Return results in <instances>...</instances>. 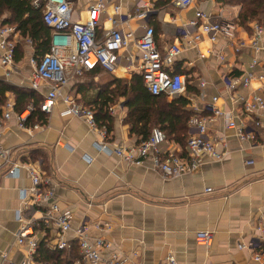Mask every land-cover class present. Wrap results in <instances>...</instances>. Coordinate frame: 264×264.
Segmentation results:
<instances>
[{"label":"crops","instance_id":"obj_1","mask_svg":"<svg viewBox=\"0 0 264 264\" xmlns=\"http://www.w3.org/2000/svg\"><path fill=\"white\" fill-rule=\"evenodd\" d=\"M99 1L105 4V10L99 15L96 40L102 41L115 27L139 38L148 26L154 30L159 50L179 44L182 50L171 71L186 79V89L189 87L191 93L185 91L181 96L190 102L188 109L196 117H204L211 115L213 105L223 114H230L237 123H246L245 132L253 133L256 142L239 140L235 130L225 127L224 117H214L208 123L207 135L219 140L218 150L223 159L205 162L193 174L164 180L152 169L150 159L131 166L114 154L97 151L96 135L82 120L61 116L63 107L59 106L48 114L41 129L30 133L17 127L15 114L8 121H0V147L10 151V162H38L54 185L52 202L71 213V226L84 224L90 237L102 238L128 257L127 264H163L168 254L174 257L175 264H264V231L259 230L264 219V130H256L252 125L257 118L264 120V113L258 117L242 114L225 91L230 79L241 77L253 58L258 61L255 72L264 74V51L254 54L243 50L236 55L229 40L218 35L211 42L201 34L195 46L183 36L185 32L195 33L184 27L195 10L232 22L237 27V37L244 40L249 38L251 26L256 22L240 26L241 6L230 0H195L188 9L173 0H117L121 8L118 14H114L110 0H75L72 7L75 21H86L88 7ZM138 3L148 9L146 18L136 17ZM197 33L200 34L199 29ZM19 46L23 48V58L14 62L8 76L6 68L0 65V81L30 90V75L25 70L21 72L23 67L19 66L26 64L33 52L23 43ZM130 58L133 62L139 58L133 43L120 50L113 73L102 71L74 79L63 93L93 107L107 81L130 80L139 75L137 66L134 68L133 62L128 61ZM260 88L254 82L248 89L238 87L236 92L245 98L264 95ZM7 97L13 100L12 96ZM215 97L217 102L213 103ZM109 112L112 124L107 129V142L112 147L135 145V138L129 136L128 126L123 123L127 113L124 99L109 105ZM188 125L191 128V123ZM179 147L178 143L168 142L162 150ZM32 153L42 160L32 159ZM248 161L252 163L245 166ZM8 170L9 165L0 159V264H18L25 260L27 247L15 242L18 228L15 213L21 209V193H30L32 185L25 169H20L16 177L7 176ZM207 189L211 192H206ZM94 225L106 229L99 232ZM200 231L213 234L209 247L196 243L194 236ZM37 238L38 245L44 241L40 234ZM47 238H53V232ZM71 238L67 235V239ZM239 245L243 248L239 249ZM112 251L113 248L103 250L101 256L107 258ZM255 255H260L263 261H254ZM74 264L87 263L81 262L79 256Z\"/></svg>","mask_w":264,"mask_h":264},{"label":"built area","instance_id":"obj_2","mask_svg":"<svg viewBox=\"0 0 264 264\" xmlns=\"http://www.w3.org/2000/svg\"><path fill=\"white\" fill-rule=\"evenodd\" d=\"M30 5L41 12L45 26L50 30L49 52L43 56H34L33 46L29 39L22 38L20 32L13 26L5 25L0 20V65L6 68L5 76H8L14 68L15 53L18 46L23 43L28 46L33 55L29 59L32 73L29 78V89L39 94L43 101L40 105L42 113L48 116L54 107H63L61 116H71L82 120L88 129L97 137L94 147L97 151L108 155L114 154L127 165L138 166L150 159L152 169L164 180L193 174L205 162H220L223 155L219 153V140L208 137V123L214 117H224L225 127L235 130L241 141L256 142L253 133H246V123H237L230 114H223L215 106L211 105V115L195 117L191 119L193 133L187 138L183 147L167 148L166 137L159 129H153L147 141L139 145L115 146L107 142L106 129H99L96 125L94 113L90 107L77 102L73 97L65 95L63 89L70 81L82 78L85 73L99 66L103 71L113 73L118 63L120 50L133 43L137 53V72L142 77L143 84L148 92L153 95H165L174 98L185 94L186 79L184 75L171 71L174 59L181 53L179 44H172L165 50H159L154 40V30L146 26L143 35L135 38L133 33L123 32L115 27L110 30L102 41L96 40L99 15L105 10V4L101 1L88 7V18L84 22L75 21L73 15V2L75 0H27ZM117 0H110L114 14L120 12ZM137 2V0H132ZM179 7L188 9L194 5L195 0H173ZM148 9L145 5L137 4L135 14L138 18H146ZM127 23V22H126ZM185 29L195 30V33L187 34L184 30V38L193 46L201 40V34L206 35L209 41L214 42L217 35L229 40L236 55L243 50H250L254 54L264 51V25L254 23L251 26V34L248 39L237 37V27L230 21L211 16L201 10H195L193 18L185 24ZM198 29L200 34L197 33ZM220 61L223 57L219 56ZM130 63L133 59H128ZM258 61L253 58L244 74L239 78H232L225 86L233 103L239 106L244 115H258L264 113V95L252 94L245 98L237 94L238 87L248 89L252 83L258 82L260 89L264 91V74L256 73ZM201 82L200 86L204 87ZM212 102H217L213 98ZM15 102L8 99L4 105H0V121H8L15 114L17 127L30 133L41 129L43 125L34 124L27 126V121L34 112L32 105H28L24 111L14 112ZM253 128L264 130V120L259 118L252 121ZM0 133V137H1ZM264 143V142H263ZM0 159L9 165L7 176L16 177L20 169H25L29 175L32 190L30 193H21V209L15 213V221L18 225L15 233V242L19 246L27 247L25 260L18 264H50L37 262L34 257L37 251L40 234L44 237L47 249L51 251L70 250L73 243L77 245L80 261L87 264H127L125 257L111 243L100 237L89 236L88 228L83 224L77 228L71 226L72 215L69 211L60 209L52 202L54 185L52 180L40 170L38 162L13 163L10 162V151L0 147ZM252 162H245L250 165ZM206 192H211L207 189ZM96 231L102 232L106 227L93 226ZM264 231V219L261 229ZM53 232V238H47V234ZM71 235V239H67ZM198 245L209 247L213 234L210 232H197L194 236ZM264 244V242H263ZM113 248L109 257L101 256L103 250ZM239 249L243 246L239 245ZM254 261L262 262L260 255L253 257ZM14 264V263H8ZM163 264H175L171 254L165 257Z\"/></svg>","mask_w":264,"mask_h":264},{"label":"trees","instance_id":"obj_3","mask_svg":"<svg viewBox=\"0 0 264 264\" xmlns=\"http://www.w3.org/2000/svg\"><path fill=\"white\" fill-rule=\"evenodd\" d=\"M230 2L241 6L238 17L240 26L246 27L250 22L258 24L264 22V0H230ZM6 14L9 15L8 18ZM0 18L3 19V24L15 27L22 38L30 40L35 57L49 52L50 30L43 23L41 12L34 9L27 0H0ZM22 49L20 46L17 48L15 63L23 58ZM102 71L103 69L97 66L83 77L99 74ZM186 92L191 93L189 87ZM7 95L12 96L15 102L14 112L17 114L24 111L28 105L33 106L34 112L29 117L27 126L46 123V115L40 110L43 98L39 94L0 81V105H4L9 99ZM119 98L125 101L127 113L123 123L128 126L129 136L135 138V145L147 141L153 129L162 131L167 142L178 143L181 147L193 133L188 124L195 113L188 109L190 102L184 96L171 99L165 95L153 96L145 88L142 77L133 75L130 80L107 81L99 91L98 102L90 107L97 127L105 128L106 134L112 124L109 105L113 106ZM31 158L38 156L32 153ZM34 259L37 262L50 264H74L79 260L78 247L73 244L70 250L50 252L43 241L37 246Z\"/></svg>","mask_w":264,"mask_h":264},{"label":"rangeland","instance_id":"obj_4","mask_svg":"<svg viewBox=\"0 0 264 264\" xmlns=\"http://www.w3.org/2000/svg\"><path fill=\"white\" fill-rule=\"evenodd\" d=\"M136 61H138V58H136V60L133 62V64H134L133 67L134 68L137 66V62ZM19 67H23V68H21V72H24V70H25V74L26 75H28V74L31 75L32 69H31V67L29 65V60H28V62L26 64H21Z\"/></svg>","mask_w":264,"mask_h":264}]
</instances>
